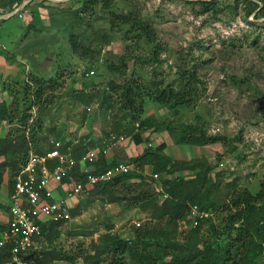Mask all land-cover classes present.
Masks as SVG:
<instances>
[{
    "label": "rangeland",
    "instance_id": "1",
    "mask_svg": "<svg viewBox=\"0 0 264 264\" xmlns=\"http://www.w3.org/2000/svg\"><path fill=\"white\" fill-rule=\"evenodd\" d=\"M103 1L94 4L90 13L77 14L74 11L80 0H24V18L16 15L20 10L1 16L0 49L10 54L7 60L15 66L16 74L6 79L0 76V99L7 104L13 96L17 101L22 95L20 84L29 71L42 77L60 72L61 85L51 91L48 102L28 108L40 119L35 134L39 145L44 148L59 139L96 146L108 131L113 132V123L122 113L117 110L118 90H109L107 79L120 83L133 77L144 85L143 92L166 84L178 89L179 80H187L185 74L179 79L180 73L193 69L188 103L169 106L142 94L141 115L153 114L158 127L142 129L134 123L125 132L124 141L112 149L120 155H134L143 147H159L172 159L203 160L209 165L206 180L214 181L209 191L214 205L205 208L206 216L201 218L208 220L200 222L188 211L180 219L156 216L158 207L154 205H159L166 191L159 173L150 180L145 176L152 171L151 165L139 163L138 172L72 201L77 204L76 212L47 231L36 250H53L58 256L50 252L25 254L19 261L0 264H81L82 257L90 254L104 235L126 239L128 247L96 264H146L148 257L157 262L167 258L157 238L182 239L196 222L195 242L228 244L229 257L224 264H236L239 242L226 236L231 228L225 215L233 211L229 196L233 189L254 193L264 184V1L254 0L255 7L247 16L240 0H110L107 6ZM110 11L136 13L146 19L150 31L135 36L127 24H117L107 28L108 43H93L101 46L93 62L77 57L69 48V30L84 37L89 31L83 32L84 24L88 25L83 20L94 27H107ZM91 88L107 89L112 105L105 108L97 105L96 98L86 104L74 97L78 89ZM16 103L21 109L28 103L27 96ZM184 123L200 127L204 135L213 138L204 144L185 142L180 138ZM17 126L15 119L9 123L0 119L2 134L7 127L14 130ZM135 135L139 136L137 142ZM177 173L186 177L189 170L174 171L167 177ZM6 175L7 171L0 181L2 207L8 203ZM136 228H148V239L133 243ZM249 255L252 264H264V243L260 252Z\"/></svg>",
    "mask_w": 264,
    "mask_h": 264
},
{
    "label": "trees",
    "instance_id": "2",
    "mask_svg": "<svg viewBox=\"0 0 264 264\" xmlns=\"http://www.w3.org/2000/svg\"><path fill=\"white\" fill-rule=\"evenodd\" d=\"M21 0H0V6L4 5H17ZM99 0H80V4L76 7L75 13L80 14L92 11V7ZM110 0L103 1V6H107ZM264 1V0H263ZM245 16L249 15L255 7L254 0H240ZM12 7V6H11ZM92 19H96L93 17ZM87 22V26L84 24L83 32L88 30L89 32L81 37L78 32L69 30L67 33V41L70 50L80 59H87L90 63L96 59L97 54L100 51V45H93L96 41H102V43L109 42V34L107 28L116 26L117 24H127L128 30L135 36L139 34H147L150 31L149 24L146 19L139 17L136 13L130 11L119 13L110 11L108 16L107 27H94L91 23ZM249 22L248 19H246ZM73 25V24H72ZM132 36V35H131ZM113 63H108V67H112ZM114 68V67H113ZM90 70H92L90 68ZM180 78L185 74L187 80L183 78L179 80L180 88L175 89L173 86L168 84L158 87H154V91L148 90L143 92L144 85L141 86L133 77H125L120 83H117L113 79H107L105 85L109 90L117 91L119 100L117 104V110H120L121 119L112 121L114 129L111 133H123L130 131L132 124L136 123L135 126H139L144 129L146 127L157 128L159 122L155 119L151 113L141 115L142 113V94L152 98L160 103H168L169 106L179 105L182 103H188L191 97V88L189 84L192 79L195 78L193 69L182 71ZM60 72H56L54 75L42 77L34 72L29 71L28 77H25L21 84V97L17 98V101L24 96H27L28 103L25 104L21 109L18 108L17 101L11 96L9 102L5 104L3 99H0V119L5 120L9 123L12 119L18 122V125L14 130L11 128L0 135V181L3 178V174L7 171L5 182L7 184V200L8 192L12 188V178L19 165L24 161L27 150L33 148L35 151H43L49 148L40 147L39 138L36 137V132L40 127L39 116L33 115L28 108L31 105H35L36 102L42 103L43 101L48 102V96L53 89L61 85L59 79ZM29 81V82H28ZM3 86V84H2ZM2 88V87H1ZM140 90V93H139ZM142 92V93H141ZM89 103L92 98L97 99V105L109 108L112 103L110 100V93L107 89H88L83 91L78 89L74 93V97H78ZM140 116V117H139ZM140 118L139 121L135 120ZM167 126V125H166ZM165 126V127H166ZM182 130L184 133L181 135V139L185 142L194 144H204L207 140L213 138L204 135L202 129L196 125L184 123ZM138 132V131H137ZM105 134V135H106ZM134 141H139V136L133 137ZM102 141V140H101ZM101 141L96 146L101 145ZM70 144V154L77 157L85 149L95 146L94 143L89 147L85 143L76 140L71 143L70 141H64L63 146ZM116 146V145H115ZM114 147V146H113ZM119 159L128 161L135 166L124 173L112 177L110 180L104 182H98L93 184L87 191V193L102 191L105 185L109 182H115L118 179L128 176L139 168V163L150 164L152 171L159 173L161 176V185L166 191L158 207L156 216L166 214L169 220L183 218L185 213L188 211L189 203H196L199 208H207L214 204L210 201L209 191L214 181L206 180V173L209 165L204 163L203 160H179L172 159L159 147L151 149L143 147L139 153L131 156L117 153V157L107 160L106 156L98 154L97 157V168L109 165ZM189 170V174L184 177L180 173L167 177V174L178 171V170ZM151 172L148 173V179L152 180ZM9 173V174H8ZM72 179L82 180L83 172L80 171L77 165H74L70 170ZM142 175V174H140ZM144 176V175H142ZM63 182H66V178H63ZM164 193V192H163ZM228 205L233 206V211L225 215V220L229 223L230 230L227 231V237L233 241H238L240 245L239 254L237 260L234 262L237 264H252V257L249 253H258L261 250V245L264 243V184L258 188L254 193H251L245 188L233 189L229 196ZM0 206L1 202H0ZM8 203L2 208L7 209ZM77 210V204L75 203L69 206V213L74 214ZM200 222L202 220H208L201 217H196ZM63 220L58 221H44L40 223L42 236L55 228ZM199 222L195 223V226L188 227L184 233V237L181 239H173L170 236L161 235L157 238L156 243L162 245V251L167 255V258H159L157 262L154 261V257H148L146 264H224L225 259L229 256L228 244L220 245L216 241L214 243L209 242H195L194 236L197 234ZM137 229V228H136ZM136 234L133 237V243L143 242L144 239H148V228L141 231L135 230ZM128 241L126 239H120L114 235H104L97 244L93 245L92 252L82 257L81 264H96L99 259L111 258V253L116 251L117 253H123L128 247ZM164 247H169L165 249ZM52 253L53 256H58V253L53 250H41L40 253L48 254ZM36 250H26L23 254L32 255L40 254ZM20 254V253H19ZM11 253L7 246H0V262L10 260Z\"/></svg>",
    "mask_w": 264,
    "mask_h": 264
},
{
    "label": "built area",
    "instance_id": "3",
    "mask_svg": "<svg viewBox=\"0 0 264 264\" xmlns=\"http://www.w3.org/2000/svg\"><path fill=\"white\" fill-rule=\"evenodd\" d=\"M124 139L123 133L109 132L100 146L89 147L77 157L70 154V144L62 147L63 142L59 139L53 140L43 151L27 150L24 161L13 175L7 211L0 219V246L8 247L13 261H19L26 250H37L42 238L41 222L69 218L72 201L93 184L135 168L132 163L121 160L97 168L98 154L106 156ZM74 165L83 172L82 180L72 179L69 170ZM150 174L152 177L157 175L155 172ZM188 212L193 213L194 219L206 216V210L196 203L188 204Z\"/></svg>",
    "mask_w": 264,
    "mask_h": 264
},
{
    "label": "crops",
    "instance_id": "4",
    "mask_svg": "<svg viewBox=\"0 0 264 264\" xmlns=\"http://www.w3.org/2000/svg\"><path fill=\"white\" fill-rule=\"evenodd\" d=\"M23 3H24V0H21L16 7H14V8L11 7L9 9H7V7L5 8V6H7V5L0 6V17L1 16H5L6 14L15 13L16 11L20 10V12L19 13H16V15L19 16L20 18H24L26 16V13L24 11H22L21 5ZM31 55L32 56H35V53H32ZM8 56H10V54L8 52L0 49V63L2 64V67H3L2 69L0 68V76L2 77V79L3 78L6 79L8 76H11L12 77V76H14L16 74V68H15V66L13 65V63L11 61L8 62V60H7ZM0 135H2V133H0ZM119 144H121V143H119ZM125 149H124V151H125ZM114 156L117 157V152H115L111 148L108 151V154L106 155V159L107 160L113 159ZM126 156H131V155L127 154ZM121 161H123V160H121ZM6 211H7V209H5V210H1L0 209V219L2 217H4Z\"/></svg>",
    "mask_w": 264,
    "mask_h": 264
},
{
    "label": "water",
    "instance_id": "5",
    "mask_svg": "<svg viewBox=\"0 0 264 264\" xmlns=\"http://www.w3.org/2000/svg\"><path fill=\"white\" fill-rule=\"evenodd\" d=\"M17 9V8H16Z\"/></svg>",
    "mask_w": 264,
    "mask_h": 264
}]
</instances>
